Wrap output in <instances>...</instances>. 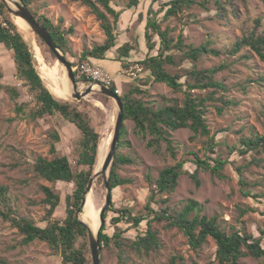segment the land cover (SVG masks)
I'll use <instances>...</instances> for the list:
<instances>
[{
	"label": "rangeland",
	"instance_id": "obj_1",
	"mask_svg": "<svg viewBox=\"0 0 264 264\" xmlns=\"http://www.w3.org/2000/svg\"><path fill=\"white\" fill-rule=\"evenodd\" d=\"M130 0H113L114 7L121 12L117 26V48L128 44L132 50L130 57L126 58L127 67H122L115 59L119 57L117 50L110 55L109 60L97 61L95 64L105 70L112 79L119 95L129 93L139 88L142 94H134L135 98L143 101L154 109L167 105L182 104L184 94L174 93L166 84L156 83L148 71L140 64L148 55L157 54V50L149 52L145 39V26L151 17L162 19L166 4L171 0H140L136 9H128ZM33 10L40 16H47L55 25L61 23L63 30L70 31L67 38L72 47V60L78 65L90 61L83 59V53L91 51L97 45H103L107 39L100 21L92 14L90 8L73 0H36L32 6ZM12 18V17H11ZM13 19V18H12ZM262 21L264 29V2L262 0H248L247 10H241L240 18L231 16L229 20H219L214 17V12H207L199 7H194L177 16L169 18L162 24V29L170 31V37L175 41L181 36L186 45L199 46L210 43L211 48L220 51L219 56L206 55L197 62L199 69H211L224 65L226 68L216 75V80L222 82L226 91H220L217 97H225L226 100L235 102V105L226 107V111L220 114V102H208L206 104V121L209 126L210 136L197 135L189 129H182L171 133L176 150V157L167 152V145L161 143V153L155 154L147 144L152 139L148 133H141L136 129L134 122L125 121L124 145L117 152L132 158L135 163L123 166L119 171L124 179L131 183L119 187L113 192V204L109 209H130L134 215L147 216L148 203L151 200L152 183L155 182L160 172L176 165L191 153L200 158L211 157L225 162L221 171L224 176L220 179L211 172L199 171L200 186L188 176L183 175L179 179L177 189L165 197H168L169 205L176 211H182L191 201L198 203L197 209L191 217L199 214L210 218L217 217L221 228L228 234L239 231L254 239L262 238L264 244V152L249 153L243 155L244 147L242 139L264 136V62L248 48L240 53L232 55L230 49L243 37L247 28L251 29L255 21ZM14 20V19H13ZM30 45V44H29ZM31 46V45H30ZM37 46L41 45L38 42ZM37 69L54 96L60 100L79 102L72 98L71 94L62 98L58 94L59 87L53 82L57 75L61 79H68L66 68L54 57L44 52L45 64L38 61L36 53L31 46ZM251 58L246 59L244 56ZM83 60V61H82ZM82 61V62H81ZM91 62V61H90ZM0 63L5 72V83L18 85L22 90V100L33 101L27 95V90L15 77V64L12 52L0 45ZM193 63L187 61L181 65L180 70L191 68ZM77 67V66H75ZM47 73L45 72V70ZM63 70H62V69ZM127 69L128 75L120 77L119 71ZM61 73V74H60ZM76 80L79 90L85 91L93 82L81 80L82 75L78 72ZM76 75V74H75ZM69 80V79H68ZM70 82V81H69ZM71 85V83H70ZM72 87V86H71ZM210 90L194 91L196 97L203 98ZM80 109L87 113L92 125L103 139L109 136L110 147L112 135L118 114V105L110 97L102 94L99 89L92 92L79 102ZM14 103L9 96L0 93V184L9 187V194L13 199L14 207L22 216L35 219L40 226H45L43 221L45 210L41 204L34 205L44 198L39 190V185L51 186L59 192L62 200L61 205L55 213V220L63 221L66 217V197L73 194L74 185L68 183H57L55 185L40 181L32 182L30 185L21 181L32 174L28 172L25 165L12 168V148L22 151L29 159L34 156L51 158L50 134L57 132L60 141L57 149L62 155L67 156L72 165L76 166L78 154V143L80 132L74 125L60 116H47L35 122L26 120L11 121L15 117ZM194 137L193 140L191 138ZM213 149L210 152V149ZM256 155L262 164L254 162L247 168L243 177L249 184L245 189L251 197L242 192L239 183L237 167L251 163ZM214 165V162L211 161ZM185 169L190 172L196 170L192 163H186ZM96 208L100 211L106 201L107 189L105 179H97L92 189ZM254 196V197H253ZM153 209L159 206L151 204ZM108 232L112 235L115 231L109 226ZM146 227V222L142 224ZM152 227L160 233L163 248L159 253L150 255H138L130 253V264H168L173 257L183 258L177 264H219L216 259V244L212 238L199 252H194L188 245L187 238L177 229L169 228L166 222L153 223ZM138 231L131 230L124 234L126 239L136 237ZM18 231L8 223L0 222V258L9 264H62L61 258L50 252L48 246L42 242H35L29 247H21ZM15 246L16 248H13ZM247 252V250H244ZM243 264H264L254 258L246 256L242 258ZM101 264H118L116 250L101 251Z\"/></svg>",
	"mask_w": 264,
	"mask_h": 264
},
{
	"label": "trees",
	"instance_id": "obj_2",
	"mask_svg": "<svg viewBox=\"0 0 264 264\" xmlns=\"http://www.w3.org/2000/svg\"><path fill=\"white\" fill-rule=\"evenodd\" d=\"M36 19L48 29L55 43L66 55L72 65L78 66L72 60V47L67 38L70 31L63 30L61 23L55 25L47 16H40L32 6L36 0H23ZM90 8L93 15L100 21L101 27L107 36L103 45L95 46L91 51L83 53L84 60H90L93 64L97 61L109 60L114 50H117L119 57L115 59L122 67H127L126 58L130 57L132 48L126 44L118 49L117 26L121 17V12L114 5L113 0H73ZM264 2V0H262ZM140 5V0H130L128 9H136ZM248 0H171L166 4V9L162 19L149 18L145 26V39L149 52L157 50V54L148 55L140 62L143 68L149 72L156 83L166 84L174 93L184 94L183 103L167 105L154 109L148 106L142 98H135L134 94H142L139 88L131 90L129 93L120 95L123 99L124 119L134 122L136 129L141 133H148L152 139L147 146L153 149L155 154L161 153V143L167 145V152L176 157V150L171 133L182 129H189L197 135L210 136L209 126L206 121V104L208 102H220L222 107L218 108L220 114L225 113L226 107L236 103L226 100L225 97H217L220 91H226L225 85L216 80V75L226 67L221 65L211 69H199L197 62L206 55L219 56L220 51L211 48L210 43L199 46L186 45L183 37L177 41L170 37L168 28L162 29V24L173 16L199 7L207 12H214V17L219 20H229L231 16L240 18L241 10H247ZM0 10L4 15L8 28L0 25V45L4 46L13 54L15 64V77L19 84L27 90V95L33 101L22 100L23 92L18 85L7 84L4 81V71L0 67V93H6L14 103L15 117L11 121L26 120L35 122L47 116H60L71 123L80 132L78 143V154L76 166L74 167L70 159L62 155L57 149L60 137L57 132L51 133V158L41 155L29 159L22 151L12 148L13 153L12 168L17 169L23 165L27 167L31 177H27L21 182L30 185L32 182H46L52 185L57 183L73 184L75 189L73 194L66 197V217L63 221L55 220V213L61 205L62 197L59 192L51 186L40 184L39 190L44 194V198L34 205L41 204L45 210L43 221L46 225L40 226L29 216H22L14 207V202L9 194V187L0 184V222L8 223L18 231L21 240L18 245L29 247L39 241L45 243L50 252L61 258L62 264H93L89 243L88 227L79 221L76 212L82 204V200L89 182L96 170L99 160V149L102 137L92 125L90 116L80 109L79 102L64 101L56 98L43 81L36 65L31 46L20 33L15 21L11 18L6 7L0 1ZM38 42L44 52L55 59L56 56L38 37ZM248 48L254 52L262 62H264V29L262 21H255L254 26L245 30V34L230 49L232 55L240 53ZM250 59L249 55L244 56ZM74 58V57H73ZM83 61V60H82ZM81 61V62H82ZM89 61V62H90ZM191 61L193 66L180 70L182 64ZM76 77H77V73ZM85 82H90L85 77L81 78ZM79 82L80 79L78 78ZM110 89L117 91L115 83ZM210 90L203 98L196 97L194 91ZM125 125L121 132L119 148L129 145L125 141ZM191 138V140L194 139ZM244 149L243 155L249 153L264 152V136L244 138L241 141ZM212 148L210 152H212ZM192 158H185L176 165L167 167L160 172L159 178L152 183L151 200L148 203V215H134L133 212L124 208L116 210L108 209L105 215V225L99 233V240L102 245V253L105 250H116L118 264H130V253L138 255H150L159 253L163 248L160 233L152 227L153 223L166 222L169 228H177L188 240L190 249L199 252L212 238L216 244V259L219 264H243L242 258L249 256L258 261L264 262L263 239H254L239 231L226 233L218 223L217 217H208L199 214L191 217L197 209L198 203L191 201L182 211H176L169 205V198L165 195L173 193L178 185L179 179L183 175H188L197 185L200 186L199 171L211 172L213 175L223 179L221 171L225 165L224 161L212 159L211 157L200 158L197 154L188 155ZM214 162V165L211 164ZM254 162L262 164L256 155L251 163L237 167L239 183L245 196L251 197L245 191L249 186L243 177L244 171ZM135 161L117 152L109 172V185L111 189V202L113 192L119 187L131 183V180L121 177L119 171L123 166L134 164ZM186 163L196 166L194 172L185 169ZM104 179L103 176L100 180ZM254 197V196H253ZM159 206L153 209L151 204ZM113 204V202H112ZM146 222V227L142 229V224ZM109 226L115 228L111 235L108 232ZM131 230L138 233L133 239H126L124 234ZM13 248H16L13 246ZM244 250H247L245 252ZM178 260L183 262V258L173 257L168 264H177ZM0 264H9L0 258Z\"/></svg>",
	"mask_w": 264,
	"mask_h": 264
},
{
	"label": "water",
	"instance_id": "obj_3",
	"mask_svg": "<svg viewBox=\"0 0 264 264\" xmlns=\"http://www.w3.org/2000/svg\"><path fill=\"white\" fill-rule=\"evenodd\" d=\"M0 1L6 7L7 12L13 19L21 18L30 26L32 31L45 42V44L54 53L57 60L66 68L68 79L71 83L70 87L72 86L71 96L73 99L80 102L83 99H85L88 95H90L92 92L95 91V89L93 88L95 84L88 86L87 89L83 92L79 90V85H78V82L76 80V75H75L76 67H74L72 63L67 60L66 55L60 49V47L55 43L48 29H46L43 25L40 24V22L32 14L31 10L29 9L27 4L23 0H0ZM96 85L98 86V89L102 94L112 98L117 103L118 114L116 118V123L114 127V132L112 135V142H111V147L109 149V152L106 155L103 165L101 167H98V164H97L96 170L84 194L82 204L76 212V217L79 221H81L83 224H85L88 227L89 243H90L91 257H92L93 264H101L102 245L99 240V233L101 229L103 228V226L105 225V215L108 212V209L111 205V199H112L111 189H110L108 179H109V172H110L111 166L113 164L114 158L119 148L121 132L125 125V119H124L125 103L123 99L121 98V96L116 91H113L112 89L105 87L101 84H96ZM101 176H103L105 179V187L107 189V195H106L105 204L103 208L100 210V221H101L100 227L97 232H94V229L90 226V223L81 219V215L84 211V208L87 202L88 193L92 191L95 181L99 179Z\"/></svg>",
	"mask_w": 264,
	"mask_h": 264
},
{
	"label": "bare ground",
	"instance_id": "obj_4",
	"mask_svg": "<svg viewBox=\"0 0 264 264\" xmlns=\"http://www.w3.org/2000/svg\"><path fill=\"white\" fill-rule=\"evenodd\" d=\"M14 21L17 24L19 31L23 35L25 40L32 46L33 50L36 53V57L38 61L41 62L42 64H45L46 61L44 57V51L42 47L37 46V35L32 31L30 26L23 19L14 18ZM43 70H45V68ZM45 72L47 73L46 70ZM56 75L57 78L56 80H53V82L59 87L58 94L60 97L66 98L72 93L70 82L67 78L61 79L59 77V74ZM93 88L97 90L98 86L95 84ZM109 149H110V140H109V136L106 135L101 140L100 149H99L98 167H101L103 165L106 155L109 152ZM81 219L90 223V226L94 229V232L98 231L101 224L100 211L96 208L92 192H89L87 195V202L84 211L81 215Z\"/></svg>",
	"mask_w": 264,
	"mask_h": 264
},
{
	"label": "built area",
	"instance_id": "obj_5",
	"mask_svg": "<svg viewBox=\"0 0 264 264\" xmlns=\"http://www.w3.org/2000/svg\"><path fill=\"white\" fill-rule=\"evenodd\" d=\"M0 25L2 27L8 28V23L2 14L0 10ZM78 71L82 77H85L90 82H93L94 84H101L105 87L110 88V86L113 85L115 82V79H112V77L105 72V70L89 61L82 62L80 65H78L75 69ZM120 77H124L125 75H128L127 69H122L119 71ZM17 79V78H16ZM119 94V91H116Z\"/></svg>",
	"mask_w": 264,
	"mask_h": 264
},
{
	"label": "crops",
	"instance_id": "obj_6",
	"mask_svg": "<svg viewBox=\"0 0 264 264\" xmlns=\"http://www.w3.org/2000/svg\"><path fill=\"white\" fill-rule=\"evenodd\" d=\"M9 52H11V51H9ZM0 66H1V63H0ZM4 76H5V72H4ZM5 79H6V76L4 77V81H5Z\"/></svg>",
	"mask_w": 264,
	"mask_h": 264
}]
</instances>
